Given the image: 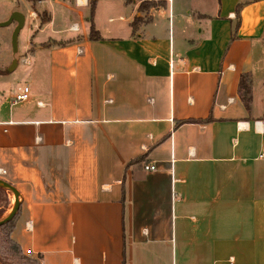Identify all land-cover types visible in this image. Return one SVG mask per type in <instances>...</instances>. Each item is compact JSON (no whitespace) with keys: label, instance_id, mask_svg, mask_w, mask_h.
Here are the masks:
<instances>
[{"label":"crops","instance_id":"obj_1","mask_svg":"<svg viewBox=\"0 0 264 264\" xmlns=\"http://www.w3.org/2000/svg\"><path fill=\"white\" fill-rule=\"evenodd\" d=\"M79 1L10 11L51 36L11 60L25 104L0 92L11 239L40 264H264V0H96L99 41Z\"/></svg>","mask_w":264,"mask_h":264},{"label":"rangeland","instance_id":"obj_2","mask_svg":"<svg viewBox=\"0 0 264 264\" xmlns=\"http://www.w3.org/2000/svg\"><path fill=\"white\" fill-rule=\"evenodd\" d=\"M18 2L20 3L22 2V0H0V23L8 20V18L13 14V12H10L11 9L16 6ZM158 5L159 4L151 1H142L139 3L137 10L140 13H145V11H148L150 8ZM29 13L30 12L28 9L23 10L22 12V14L25 16V22L17 36L16 54H13V48L11 46V36L16 27V24L12 23L8 26L0 27V70L4 72L6 71L5 75L7 76L6 79L0 78V92H4V101L8 100L11 106H22L23 104H25V102H18L16 104H13V101L17 93H21L23 88L28 84V75L32 69V66L20 65L18 69L7 72L10 67H12L11 60L16 59L17 57H27L32 63H34L32 55L28 54L24 56V51L26 48L31 47L29 45L30 41L33 44H37L40 40L45 39V35L44 38L41 35L35 36V31L31 30L30 28L32 26L30 20H39L43 15L36 12L34 17H32ZM135 22L137 21L135 20ZM49 37L51 36H47V38ZM6 55L7 57H5ZM11 89H14L15 92H11ZM1 200L2 201H0V208L2 207L5 209V214L3 215L4 217L12 211V208L14 206V197L12 196V194L7 192L3 195V198H1Z\"/></svg>","mask_w":264,"mask_h":264},{"label":"trees","instance_id":"obj_3","mask_svg":"<svg viewBox=\"0 0 264 264\" xmlns=\"http://www.w3.org/2000/svg\"><path fill=\"white\" fill-rule=\"evenodd\" d=\"M26 1L32 4V6H34V4H36L40 0H26ZM241 5L242 4L237 5L236 15H238ZM95 6H96V0L87 1V13L85 15V22L89 25L88 39L90 41L101 40L98 32L94 29L93 26V16L95 11ZM40 21L41 23H45L46 21H48V18L45 17L44 15L42 16V18H40ZM132 29L133 31L135 29L134 23L132 25ZM57 45H65V43L57 44ZM4 74L5 72L0 70V75H4ZM238 92L245 108L248 109L251 98H250V89H249V82L247 76L241 77L239 81ZM5 193H7V191L0 188V201H2L1 198H3V195ZM4 214H5V209L1 207L0 218H2ZM18 214H19V210L11 221L0 227V264H40L38 258H30L28 256H25L22 253L19 245L16 244L11 239V233L15 227V222L18 217Z\"/></svg>","mask_w":264,"mask_h":264},{"label":"water","instance_id":"obj_4","mask_svg":"<svg viewBox=\"0 0 264 264\" xmlns=\"http://www.w3.org/2000/svg\"><path fill=\"white\" fill-rule=\"evenodd\" d=\"M24 22H25V16L22 13L13 12V14L8 18L7 21L0 23V27H5V26H8L12 23L16 24V27L12 33V36H11V46L13 48V54H16L17 36H18L20 29L23 27ZM16 65H17L16 60H13L12 61V67H10V69L7 72L13 71V69H14V67H16ZM0 188L9 192L14 197V206L12 208V211L9 214H7L6 216H4L2 219H0V227H1L4 224L11 221L15 217V215L17 214V212L19 210L21 200H20V196H19L18 191L13 186H11L10 184H8L7 182H5L1 179H0Z\"/></svg>","mask_w":264,"mask_h":264},{"label":"built area","instance_id":"obj_5","mask_svg":"<svg viewBox=\"0 0 264 264\" xmlns=\"http://www.w3.org/2000/svg\"><path fill=\"white\" fill-rule=\"evenodd\" d=\"M76 1V4L78 5L80 3L79 0H75ZM27 93H28V89L27 88H24L23 90V93L22 94H19V95H16L14 101H13V104H16L18 102H24L27 100ZM143 170L145 172H153L155 171V166L153 164H145L143 166ZM5 174V170L3 169H0V176H3Z\"/></svg>","mask_w":264,"mask_h":264}]
</instances>
